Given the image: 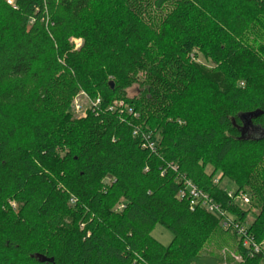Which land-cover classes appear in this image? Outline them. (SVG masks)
<instances>
[{"label": "trees", "instance_id": "1", "mask_svg": "<svg viewBox=\"0 0 264 264\" xmlns=\"http://www.w3.org/2000/svg\"><path fill=\"white\" fill-rule=\"evenodd\" d=\"M81 93L100 104L75 120ZM249 129L264 131V0H0V264H209L220 217L191 210L186 181L260 244L264 136Z\"/></svg>", "mask_w": 264, "mask_h": 264}, {"label": "rangeland", "instance_id": "2", "mask_svg": "<svg viewBox=\"0 0 264 264\" xmlns=\"http://www.w3.org/2000/svg\"><path fill=\"white\" fill-rule=\"evenodd\" d=\"M7 2L11 5L13 4V0H7ZM148 22H150V19L148 20ZM71 42L76 49L79 48L82 44V40L79 38H72ZM195 60L200 66L207 69H211L214 66L213 62L209 61L206 56L201 55L200 53L197 54V58ZM127 93L130 98L136 97L138 95L137 86L129 89ZM92 101L93 100L89 98V96L85 93H82L80 96H78L74 105H79L80 109H75V106L71 108L73 119H84L88 111L92 109ZM246 135L250 137H262L264 136V131H261L260 129H249L247 130ZM221 176L222 175L220 174L216 176L215 181H218V183L216 184H218L221 189L228 193V197L235 204H237V206L241 207V209H243L244 211L249 210V214L243 225L250 224L255 215L258 213V210L250 208V198L247 193L235 194L236 188L232 184V182L228 179L220 181ZM107 182L109 183V180ZM229 194L232 195V197H230ZM240 197H242V199H240ZM245 197L249 200L248 202H246ZM121 208L122 206H120L119 209ZM210 213L215 214L213 212ZM218 214L215 215L217 217H220L222 230L215 232L212 236V239L207 244L204 250V253L207 257L206 261H208L209 264H233L232 261H229L232 256L234 257L235 262L241 260L240 254L236 252L237 244L239 245V243L242 241L243 247H248L247 240L249 238H247V236H245L243 233H241L242 235L240 234V224L236 222V218L234 216L224 212H222V215ZM151 235L158 243H160L164 247H169L173 240L172 233L160 224L154 227ZM257 245H259L261 252L264 253V241ZM262 264H264V260Z\"/></svg>", "mask_w": 264, "mask_h": 264}, {"label": "built area", "instance_id": "3", "mask_svg": "<svg viewBox=\"0 0 264 264\" xmlns=\"http://www.w3.org/2000/svg\"><path fill=\"white\" fill-rule=\"evenodd\" d=\"M76 99H77V97H76ZM76 99L74 100V102L72 104V107L75 106L74 104H75ZM99 104H100V99L99 98L96 99L95 101H92V107H96ZM119 106L123 107L129 114H132V110L130 108L126 107L123 102H120ZM74 108L79 110L80 106L76 105ZM136 133H137V131L134 132V135H136ZM145 141L146 142L144 144V147L148 148L149 150L154 151L155 148H156V142L150 140L149 137H145ZM215 183H218V181L216 180ZM186 195L189 198L191 210H193L195 207L200 205V206L204 207L206 210H208L209 212H213L215 214L219 213V214L222 215V211H220L218 206L207 195H205V193L202 190H200L191 181H186V183H185V191L181 193L182 197H184ZM229 196L232 197V195H230V194H229ZM242 197H240V199H242ZM245 200H246V202L249 201L248 199H246V197H245ZM240 228H239L240 229V231H239L240 234L243 233L245 235L244 227H240ZM247 242H248V246H251L252 249L254 250V252H256V253L261 252L259 245L255 244V243H252V241L250 239H248Z\"/></svg>", "mask_w": 264, "mask_h": 264}, {"label": "water", "instance_id": "4", "mask_svg": "<svg viewBox=\"0 0 264 264\" xmlns=\"http://www.w3.org/2000/svg\"><path fill=\"white\" fill-rule=\"evenodd\" d=\"M110 85H111V88H112V89H114V83H113V82H111V84H110Z\"/></svg>", "mask_w": 264, "mask_h": 264}]
</instances>
